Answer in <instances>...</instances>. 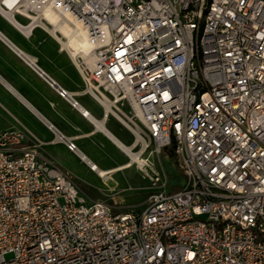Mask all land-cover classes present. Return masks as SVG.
<instances>
[{"label":"built area","instance_id":"2783aa9c","mask_svg":"<svg viewBox=\"0 0 264 264\" xmlns=\"http://www.w3.org/2000/svg\"><path fill=\"white\" fill-rule=\"evenodd\" d=\"M0 15L49 32L141 154L174 140L184 177L167 191L155 175L142 210H117L2 129L0 264H264V0H0Z\"/></svg>","mask_w":264,"mask_h":264},{"label":"crops","instance_id":"0c3cea01","mask_svg":"<svg viewBox=\"0 0 264 264\" xmlns=\"http://www.w3.org/2000/svg\"><path fill=\"white\" fill-rule=\"evenodd\" d=\"M0 17L16 32L11 35L0 29V130L25 128L41 142L40 148L48 156L81 180L68 156L93 173L90 164L110 170L128 161L120 145H132L133 134L105 106L84 92L79 71L55 38L41 28L25 37ZM49 80L67 90L78 105L73 107L59 96L56 85L51 86ZM81 110H87L88 115L81 114ZM120 127L132 136L129 144L125 143L126 134L121 133ZM64 139L72 140L76 149L69 150ZM123 157L126 159L122 160ZM113 206L120 210L119 205Z\"/></svg>","mask_w":264,"mask_h":264},{"label":"rangeland","instance_id":"374dc122","mask_svg":"<svg viewBox=\"0 0 264 264\" xmlns=\"http://www.w3.org/2000/svg\"><path fill=\"white\" fill-rule=\"evenodd\" d=\"M0 29L11 35L16 33L1 17ZM123 110L128 111V108L123 107ZM120 131L126 134L124 141L129 144L132 141L130 133L124 127H120ZM137 149L138 147L135 148V151ZM67 159L78 175L82 177V180L78 179L71 173L78 187L89 198L105 201L111 205H119L118 209L125 211L140 210L145 205L148 195L156 187L153 184L155 175L166 178L167 191L179 189L184 182L183 174L178 167L171 145L158 152H155L151 145L141 154L139 159L141 165L134 163L128 168L108 174L107 177H101L96 172L95 175V173L78 164L72 157L68 156ZM125 159V157L122 158V160ZM6 257L8 258L9 255Z\"/></svg>","mask_w":264,"mask_h":264},{"label":"bare ground","instance_id":"6f19581e","mask_svg":"<svg viewBox=\"0 0 264 264\" xmlns=\"http://www.w3.org/2000/svg\"><path fill=\"white\" fill-rule=\"evenodd\" d=\"M55 29H60V31H62L64 34H67V29L64 26H55L53 29H49V30L50 32H53ZM63 44L68 48V50L70 51L72 55H75L77 52H79L78 46L75 44V41L71 37H69L66 42H63ZM83 55L84 54H82V56ZM134 146H135L134 144L130 146L120 145L121 149L124 151V153L126 154L129 160L126 161L124 164L118 166L117 168L110 169V170H102V169H99L94 164H90V168L93 169V171L96 172L99 176L106 177V175L112 173L115 170H121V169L130 167L133 163L141 165L139 159H140V154L142 153L145 147V143L142 141V144L137 151H135Z\"/></svg>","mask_w":264,"mask_h":264},{"label":"trees","instance_id":"16d2710c","mask_svg":"<svg viewBox=\"0 0 264 264\" xmlns=\"http://www.w3.org/2000/svg\"><path fill=\"white\" fill-rule=\"evenodd\" d=\"M171 150L175 155V151H174L175 150V141L174 140H172V142H171Z\"/></svg>","mask_w":264,"mask_h":264},{"label":"water","instance_id":"95a60500","mask_svg":"<svg viewBox=\"0 0 264 264\" xmlns=\"http://www.w3.org/2000/svg\"><path fill=\"white\" fill-rule=\"evenodd\" d=\"M38 69V68H37ZM41 72V71H40ZM47 77V76H46ZM48 78V77H47ZM49 79V78H48Z\"/></svg>","mask_w":264,"mask_h":264}]
</instances>
